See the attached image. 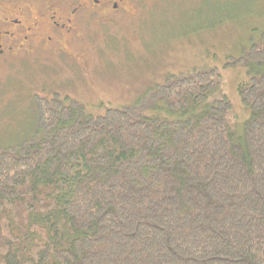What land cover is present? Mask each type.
I'll list each match as a JSON object with an SVG mask.
<instances>
[{
    "label": "trees",
    "instance_id": "1",
    "mask_svg": "<svg viewBox=\"0 0 264 264\" xmlns=\"http://www.w3.org/2000/svg\"><path fill=\"white\" fill-rule=\"evenodd\" d=\"M241 55L240 125L214 68L104 115L36 98L0 148V264H264V33Z\"/></svg>",
    "mask_w": 264,
    "mask_h": 264
},
{
    "label": "rangeland",
    "instance_id": "2",
    "mask_svg": "<svg viewBox=\"0 0 264 264\" xmlns=\"http://www.w3.org/2000/svg\"><path fill=\"white\" fill-rule=\"evenodd\" d=\"M39 1L18 0L32 9ZM124 7L121 15L80 24L78 41L66 47L74 60L29 55L17 68L0 67V148L32 136L36 98L67 96L86 113L104 115L195 69L219 73L230 122L248 117L237 89L248 79L239 60L264 33V0H138Z\"/></svg>",
    "mask_w": 264,
    "mask_h": 264
},
{
    "label": "flooded vegetation",
    "instance_id": "3",
    "mask_svg": "<svg viewBox=\"0 0 264 264\" xmlns=\"http://www.w3.org/2000/svg\"><path fill=\"white\" fill-rule=\"evenodd\" d=\"M33 9L18 0H0V67L17 68L31 58L73 59L66 49L79 39L80 24L127 12L138 0H44ZM114 16V17H115ZM36 57H27V56Z\"/></svg>",
    "mask_w": 264,
    "mask_h": 264
}]
</instances>
